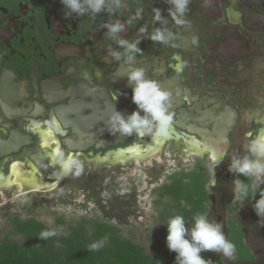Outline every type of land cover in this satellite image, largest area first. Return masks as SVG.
I'll return each instance as SVG.
<instances>
[{"label":"flooded vegetation","instance_id":"flooded-vegetation-1","mask_svg":"<svg viewBox=\"0 0 264 264\" xmlns=\"http://www.w3.org/2000/svg\"><path fill=\"white\" fill-rule=\"evenodd\" d=\"M125 3L121 15L89 12L77 17L67 16L60 0H0V182L13 178L12 168L21 165L41 183L57 187L45 195L34 190L21 195L17 188L14 196L8 191L4 196L14 197L13 204L70 198L80 187L92 194L108 173L119 178L132 168L135 178L140 173L151 178L149 197L158 213L169 200L162 196L164 188L178 180L186 183L188 173L204 167L217 182L211 189L210 181L207 185L206 215L235 245L230 260L208 253L222 264L264 259L251 249L264 244V226L256 223L260 217L252 198V193L264 194L261 179L229 171L231 160L249 155V141L264 133V0H191L187 24L180 26L171 22L167 0ZM141 5L144 18L129 24ZM153 8L161 10L159 24L153 23ZM117 19L125 28L109 37L105 25ZM141 27L147 31L140 33ZM157 27L176 34L175 46L149 39ZM137 38L141 51L129 63L118 41ZM174 56L186 64L182 73L173 70ZM137 68L169 93V135L159 154L144 163L118 169L105 165L93 172L92 167L104 160L111 164L132 148L148 154L150 143L159 138L121 135L109 123L116 113L126 120L139 111L127 78ZM69 156L78 166L60 181L62 161ZM214 157L225 159L215 167ZM237 180L249 184L247 200L234 193ZM14 215L20 217L9 214V221Z\"/></svg>","mask_w":264,"mask_h":264},{"label":"clouds","instance_id":"clouds-1","mask_svg":"<svg viewBox=\"0 0 264 264\" xmlns=\"http://www.w3.org/2000/svg\"><path fill=\"white\" fill-rule=\"evenodd\" d=\"M170 7L168 16L171 22L177 26L187 24V16L190 11L191 0H167ZM66 9V15L75 14L77 17L85 16L89 12L99 15L106 12L110 15H121L127 10L125 0H60ZM145 9L141 5L136 7L129 24L142 20ZM153 23L159 24L162 20L161 10L153 8L151 10ZM108 29L107 35L114 37L125 28V24L119 19L105 25ZM147 31V27H141L140 33ZM149 39L165 46H175L173 42L177 39L176 34L166 27H157L149 35ZM119 45L124 49L126 60L131 63L141 49L138 47L140 40L129 42L121 39ZM112 55L119 60L121 53L113 52ZM176 61L172 65L173 70L182 73L186 64L179 56H174ZM133 85L132 101L137 105L139 111L133 112L126 120L116 113L110 118L109 123L113 132L121 135H132L135 133L139 137L151 134L152 136L168 137L173 115L169 112V93L161 90L158 85L145 78L143 68L129 70L127 76ZM116 97L114 96L113 99ZM141 112L145 115L141 116ZM249 155L243 158H233L229 165V171L245 177L264 175V133L251 139L247 145ZM251 157H254L252 159ZM225 157H214L215 167H218ZM73 166H78V161L69 156L62 161V169L67 174ZM216 179L213 176L210 180V189L216 187ZM249 184L240 180L235 181L234 193H238L241 200H247L250 196ZM264 193V191H261ZM255 200L253 209L258 217L264 216V194L256 199V194L252 193ZM166 244L170 252L175 254L176 264H208L202 256V252H214L221 254L224 258L232 259L235 245L225 238L221 226L209 221L208 215L200 214L194 216L189 226L183 215H175L167 222ZM45 237L54 233H44ZM96 249L97 245H92Z\"/></svg>","mask_w":264,"mask_h":264},{"label":"trees","instance_id":"trees-1","mask_svg":"<svg viewBox=\"0 0 264 264\" xmlns=\"http://www.w3.org/2000/svg\"><path fill=\"white\" fill-rule=\"evenodd\" d=\"M186 178V183L178 180L164 188L162 196L169 200L161 204L163 209L157 217L163 226L147 236L148 247L136 242L134 231L123 232L98 217H81L69 223L62 233L59 231L65 224L62 218H54L55 228H50L35 217L22 219L14 215L0 239V264H176L175 254L166 244L167 222L179 214L191 226L194 216L206 214L210 181L204 167L188 173ZM259 197L256 195V199ZM44 233L54 235L45 237ZM160 239L165 240L163 244ZM94 244L97 247L93 250ZM201 256L208 264H222L208 252H202Z\"/></svg>","mask_w":264,"mask_h":264},{"label":"rangeland","instance_id":"rangeland-1","mask_svg":"<svg viewBox=\"0 0 264 264\" xmlns=\"http://www.w3.org/2000/svg\"><path fill=\"white\" fill-rule=\"evenodd\" d=\"M206 165L211 172L212 166ZM136 175L132 168L124 169V173L119 178L108 173L104 180L92 188V194L86 188L80 187L75 189L70 198L17 201L4 210H0L2 231L0 239L9 229L8 216L12 213H18L22 219L35 217L50 228H55L54 218H62L65 222L59 229L62 233L66 232L69 223L81 217H98L118 226L123 232L134 231L136 242L148 247L147 236L155 231L156 227L162 228L163 225L159 223L158 213L152 203V198L149 197V190L154 185L150 181L151 178H146L141 173L140 177L135 178ZM259 178L261 179L258 182L259 185L264 187V175H259ZM164 241L160 239V244Z\"/></svg>","mask_w":264,"mask_h":264},{"label":"bare ground","instance_id":"bare-ground-1","mask_svg":"<svg viewBox=\"0 0 264 264\" xmlns=\"http://www.w3.org/2000/svg\"><path fill=\"white\" fill-rule=\"evenodd\" d=\"M164 140L165 137L155 138L153 142L150 143L148 154L146 155L142 154V148H132L128 150L129 155H126L125 152H121L115 157L111 164H109L108 161L104 160L102 164L92 167V171L97 172L101 169V167L105 165L114 169H118V167L121 166L131 165L133 162L144 163L147 161L150 155L159 154V149L164 143ZM63 174L64 171L62 170V173L59 177L60 181ZM12 176L13 178H8L5 182H0V208L3 207L5 204H11L14 201V197L6 198L4 196V193L7 191L13 194L17 188H21L22 191L17 192L21 195H26L31 190H34V192H36L37 194L45 195L54 192L57 189L56 186H49L41 183L40 179L36 178L33 173L25 171L21 165H15L12 168Z\"/></svg>","mask_w":264,"mask_h":264},{"label":"water","instance_id":"water-1","mask_svg":"<svg viewBox=\"0 0 264 264\" xmlns=\"http://www.w3.org/2000/svg\"><path fill=\"white\" fill-rule=\"evenodd\" d=\"M256 223L258 225L264 226V216H261L259 219H256ZM251 249L255 252L256 256H264V244H262L261 247H259L257 249H255L253 247H251ZM241 264H264V259H256L255 261L247 262V263L245 262V263H241Z\"/></svg>","mask_w":264,"mask_h":264}]
</instances>
